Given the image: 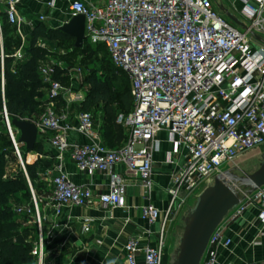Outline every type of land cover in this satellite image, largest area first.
<instances>
[{"label":"built area","instance_id":"2783aa9c","mask_svg":"<svg viewBox=\"0 0 264 264\" xmlns=\"http://www.w3.org/2000/svg\"><path fill=\"white\" fill-rule=\"evenodd\" d=\"M237 1L243 3L245 28L222 15L214 0H107L93 6L83 0L71 2L72 15L85 17L86 39L103 45L113 66L130 82L134 107L128 115L117 118L128 133L120 148L111 149L102 143L89 113L78 115L76 130L90 142L70 143L68 133L74 128L66 122L67 116L54 108V103L65 97V88L52 79L54 66L40 68L48 85L47 107L32 122L38 131L51 134L49 144L60 162L51 179L52 190L45 198L55 215L60 216L65 206L120 207L127 180L117 171L119 166L138 177L150 195L154 188L153 158L158 150L156 137L163 130L169 131L175 152L186 150L184 164L171 175L158 240L141 248L139 238H129L124 245L126 264H161L166 219L198 189L212 185L226 165L264 146V0H258L256 7L249 0ZM20 2L0 0V28L3 14L10 25L23 22ZM4 87L5 80L2 93ZM82 99L81 95L73 96L76 102ZM3 118L26 174L6 110ZM66 157L82 173L104 175L106 192L95 194L91 187L71 181L60 167ZM16 212L37 225L38 239L32 255L36 264H43L45 219L34 193L33 204L18 205ZM249 212L264 226V186L246 194L228 213L212 234L201 264H233L220 260V251L233 244L225 232ZM141 214L149 225L162 218L161 211L151 203L142 208ZM257 264H264V260Z\"/></svg>","mask_w":264,"mask_h":264},{"label":"crops","instance_id":"0c3cea01","mask_svg":"<svg viewBox=\"0 0 264 264\" xmlns=\"http://www.w3.org/2000/svg\"><path fill=\"white\" fill-rule=\"evenodd\" d=\"M72 1L21 0L19 12L23 18V22L17 26V30L23 42L32 35L33 30L40 24L56 30L67 23L73 17L70 10ZM83 1L89 6L102 5L107 2V0ZM214 2L220 13L227 17L220 10V6H224L222 1L214 0ZM249 3L251 6L256 7L258 0H249ZM49 4H52V6ZM231 5L235 9H238L240 17H236L243 22V3L233 0ZM71 39L73 42L72 48L76 49L75 40ZM50 43L56 42L39 40L38 45L47 48V45ZM85 43L91 46L89 50L92 53L93 50L95 51L94 55L99 57L103 53L105 56L108 55L103 45H94L87 39H85ZM48 52L50 51L48 50ZM97 52L100 53L98 54ZM49 57L50 54L47 60ZM91 57H93V54ZM78 59L80 62H83L85 56L79 55ZM49 65L60 67L58 64L51 65L48 61L42 63L41 67ZM66 70H68V76L71 77V81H73L74 77H77L81 81L82 86L85 77L91 73L89 71L87 74H84L81 67H78L76 70H70V67L67 66ZM64 88L66 95L54 103V108L57 112L65 114L67 116L66 122L74 128V130L68 133V141L72 144H86L90 142V139L80 134L76 130V127L78 125V115L82 113L81 104L86 97L89 87L86 84L78 90L72 83L71 86H64ZM77 95H81L82 101L76 102L73 100V96ZM46 107L47 104L43 105L44 112ZM93 127L99 133L102 143L111 148L109 145V141L111 140L109 133L105 137L107 129L103 126L101 112L93 114ZM50 137L51 134L39 131L38 140L41 142L43 150L41 153L36 152V155L30 161L27 160L29 164L34 163L38 158L45 162L44 165L42 164L41 170H39L36 182V192L40 199L38 209L40 215L45 219L42 230V239L45 246L43 264H109V262H113V264H126L124 245L129 238H139L141 248L154 244L158 240L164 221V213L168 206L167 189L170 184L171 175L186 160V150L182 149L179 152H175L173 144L169 141L170 135L168 130L161 131L156 137L158 150L154 153L153 158L154 188L150 195L146 194L138 177L128 172L124 166H119L117 171L127 180L125 194L120 207L116 209H104L98 205L91 208L65 206L60 216L55 215L53 208L45 202L46 196L52 190V176L57 174L56 168L60 163L57 160L56 153L50 147ZM120 144L115 142L113 145L117 147ZM45 167L46 169L44 170ZM60 167L74 183L91 187L95 194L106 192L107 178L104 175L99 173L89 175L80 172L69 157H66L62 161ZM149 203L153 204L162 213L161 220L153 225L145 222L141 214L142 208ZM87 219L89 222L85 223L84 221ZM225 233L227 237L233 239V244L229 249H222L220 251L219 256L222 263L257 264V262L264 260V226L258 222L253 213L249 212L230 224ZM138 260L142 262L143 257L139 256Z\"/></svg>","mask_w":264,"mask_h":264},{"label":"trees","instance_id":"16d2710c","mask_svg":"<svg viewBox=\"0 0 264 264\" xmlns=\"http://www.w3.org/2000/svg\"><path fill=\"white\" fill-rule=\"evenodd\" d=\"M39 40L61 43L72 39L59 29L53 30L40 24L26 40L25 55L22 59H17L15 53L21 47L22 39L18 34L17 26L10 25L3 14L0 28V61L3 57L6 85L3 93L0 90V122L3 123V126H0V264H36L32 250L38 239V227L28 216L16 214L15 206L32 205L33 193L37 202L40 201L36 192V182L39 170L45 162L38 158L34 163L29 164L25 159L26 174L24 171L11 175L5 173L3 158L7 156L8 149H12L14 145L3 117L5 110L10 123L15 119L33 121L44 114L43 105L47 103L44 97L47 95L45 91L47 92L48 85L40 75V68L41 64L47 61L49 52L47 48L38 45ZM90 47L85 43L82 48L72 49L70 55L91 56L95 51L93 50L92 53ZM110 62L104 68V77L99 78L93 74V71L85 77L83 86L87 84L89 88L81 104V111L92 116L101 112L103 126L107 129L105 137L109 133L111 138L109 145L111 149H117L128 138L127 131L117 123V118L121 114L128 115L133 110L134 104L128 78L119 74L120 72ZM52 79L66 87L69 79L66 67H55ZM11 127L13 131L16 130ZM16 141L20 146L19 133ZM115 142L121 144L115 147L113 145ZM42 150L39 140L33 151L26 149L28 152L37 153H41ZM20 154L22 156L24 151L22 150ZM14 216H24V224L15 220ZM170 261L169 249L165 247L161 264H170Z\"/></svg>","mask_w":264,"mask_h":264},{"label":"water","instance_id":"95a60500","mask_svg":"<svg viewBox=\"0 0 264 264\" xmlns=\"http://www.w3.org/2000/svg\"><path fill=\"white\" fill-rule=\"evenodd\" d=\"M220 10L236 25L246 27L224 6H220ZM58 29L75 40L76 49L83 47L86 39L83 15L73 16ZM10 126L18 131L19 143L33 151L39 135L35 123L15 119ZM263 186L264 153L261 155L259 168L252 174L237 176L233 172L225 171L218 175L214 183L199 194L196 203L188 211L172 264H201L209 240L224 218L245 199L246 194H251Z\"/></svg>","mask_w":264,"mask_h":264},{"label":"rangeland","instance_id":"374dc122","mask_svg":"<svg viewBox=\"0 0 264 264\" xmlns=\"http://www.w3.org/2000/svg\"><path fill=\"white\" fill-rule=\"evenodd\" d=\"M221 1L227 10L232 12L235 16L240 17V13L238 9H235L231 5L233 0H221ZM26 46H27V41L23 42L22 40L21 47L15 53V54L18 53L21 55V57L17 59L23 58L26 52ZM72 46H73L72 41L48 44L47 48L51 53L49 52L50 57L48 58L47 61L50 62L51 65L58 64L60 66L59 68H61L62 66L63 67L69 66L70 70L71 69L76 70L78 67H81L84 74H87L89 71H93V74H95L99 78L104 77V68L106 64L110 62L108 59V56H105L104 53L101 55V57L96 56L94 54H93V57L87 55L85 59H83V62H80L77 54H74L73 56L69 54V52L70 53L72 52V49H73ZM4 80H5V76H4L3 62L0 61V90L1 91H2V82ZM72 83L74 84V87L78 88V90L83 87L81 81L78 80L77 77H74L73 81H71V77H69L68 84L66 87L71 86ZM5 85H6V80H5ZM4 90H5V87H4ZM45 99H46V96L44 97V100ZM0 126H3V123L0 122ZM14 134L16 137L18 134V131L15 130ZM22 150L24 151V154H22L21 157L23 160L22 162L25 166V161L26 160L30 161L31 158H33L36 155V151L28 152L26 151L25 145L21 144L19 146V151L22 153ZM263 153H264V146L249 150L241 154L235 160L233 164L226 165L224 167V171L233 172L237 176H242L244 174H252L259 168V165L261 162V155ZM3 160H5V173H8L9 175H11V174H18L20 171H23L21 160L16 154L14 146L12 149L11 148L8 149V154L5 158H3ZM202 191H203L202 188L198 189L193 195L187 198L185 205L180 210H177L174 214H172L166 219V225H165V231H164L163 237H164L165 246L169 249V252H170V256H171L170 264L173 263V258H174L175 252L179 244V239L183 232L184 219L188 211L196 203L197 197ZM17 206L18 205L15 206L16 214H18L16 212ZM18 215H24V214H18ZM24 218H25L24 216H19V217L14 216V219L22 224H24L25 222Z\"/></svg>","mask_w":264,"mask_h":264},{"label":"clouds","instance_id":"9594fccd","mask_svg":"<svg viewBox=\"0 0 264 264\" xmlns=\"http://www.w3.org/2000/svg\"><path fill=\"white\" fill-rule=\"evenodd\" d=\"M109 264H113V262H109Z\"/></svg>","mask_w":264,"mask_h":264}]
</instances>
